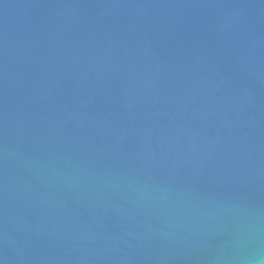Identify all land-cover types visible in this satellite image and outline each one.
<instances>
[{
  "label": "water",
  "instance_id": "water-1",
  "mask_svg": "<svg viewBox=\"0 0 264 264\" xmlns=\"http://www.w3.org/2000/svg\"><path fill=\"white\" fill-rule=\"evenodd\" d=\"M0 264H264V0H0Z\"/></svg>",
  "mask_w": 264,
  "mask_h": 264
}]
</instances>
